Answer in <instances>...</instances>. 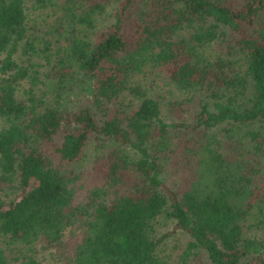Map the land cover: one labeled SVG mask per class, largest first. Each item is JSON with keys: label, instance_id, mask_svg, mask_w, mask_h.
I'll use <instances>...</instances> for the list:
<instances>
[{"label": "trees", "instance_id": "1", "mask_svg": "<svg viewBox=\"0 0 264 264\" xmlns=\"http://www.w3.org/2000/svg\"><path fill=\"white\" fill-rule=\"evenodd\" d=\"M35 4L60 12L52 39L66 32L40 84L20 50L35 46ZM78 23L95 41L74 34ZM146 65L162 70V91L143 80ZM174 134L182 187L167 182ZM90 137L117 145L93 185L75 175L83 166L89 179ZM126 168L134 177L121 187ZM262 168L264 0H0V183L17 189L0 197L1 235L54 242L74 223L64 264H173L160 250L176 228L184 252L202 257L177 264H264ZM0 264L39 263L0 249Z\"/></svg>", "mask_w": 264, "mask_h": 264}, {"label": "rangeland", "instance_id": "2", "mask_svg": "<svg viewBox=\"0 0 264 264\" xmlns=\"http://www.w3.org/2000/svg\"><path fill=\"white\" fill-rule=\"evenodd\" d=\"M40 5H34L31 9V12L28 14L30 18V32L34 33L37 38L34 41L29 43H34L35 46L31 45L30 47L26 44L21 45V52L22 59L25 65H31L28 67L29 74L38 73L37 80H39L38 84L42 81V76L44 72L48 71L51 65H57L58 58L61 55H65L64 45L66 42V32L63 37L53 38L52 39V32L50 29L52 26H55L56 32H61L62 25L61 21L58 19L60 12L55 11L52 12L51 9L47 8H37ZM109 11V7L106 8ZM104 11L94 15L93 23L96 27H103L106 22H108V13ZM78 28L81 27L79 30L74 31L76 35H83L86 37L88 41H92L96 39V30H92L91 25H85L83 23H78L76 25ZM43 38H46L50 41V43L44 42ZM25 56L28 57L24 59ZM160 69V68H159ZM158 74L154 67H150L146 65L144 69V77L143 80L147 81L148 84H157L162 91V86L165 87L166 78L164 74L161 72ZM32 75H30L31 77ZM135 76H140V74H135ZM167 77V76H166ZM138 79V78H137ZM139 80V79H138ZM174 111V110H173ZM172 111V112H173ZM178 114L172 113V117H176L177 119H181L183 115L181 112ZM165 120L166 116L164 115ZM182 138L181 134L173 135V138L168 146L167 155L168 160L166 162L169 165L168 173L166 174L167 182L171 184L173 187H176V184L180 182V187L189 184L190 181L183 180L182 173L183 171L187 172V168H182V145L183 142L179 140ZM108 143L105 140V137H90L87 143V152L89 154L90 163L88 165V178L84 175L80 174V170L85 169V167L81 166L79 168L76 165L77 171L75 172L77 183L79 181L85 182L87 184H94L95 180L100 181V176L98 175V169L101 165L105 157L103 156L104 153H108L111 148H116V142L112 144ZM185 152V151H184ZM193 156V155H192ZM191 161L193 158L191 157ZM196 161H194V164ZM82 164V163H81ZM258 163L254 164V170H256ZM96 167V169H95ZM257 171V170H256ZM125 177L120 182L121 187H126L132 180L131 177H134L132 169L126 168ZM260 173L264 177V168L261 169ZM172 177V178H170ZM254 180V179H253ZM12 182H7L5 184L0 183V197L3 201H7L12 198L16 192V188L12 187ZM173 224L169 223L168 227H172ZM81 231L80 227L76 224H67L61 234L59 235L58 239L54 242L48 240L47 238L43 237L42 235L38 236L37 239L31 240L28 242L13 240L8 237L7 235L0 234V249L4 251L6 254L7 259L10 262H18L23 254H30L33 255L39 264H64L66 262V258L64 256L65 252H71L73 246L78 242L80 237ZM186 235L183 231L176 230V228L172 231L171 234L168 235L165 239V243L161 246L163 250H160L163 256L169 259L173 264H177L180 262L181 258L183 261L186 262H194L197 263L202 260L201 255L197 254V252H189L185 253V249L183 248L184 241L186 239Z\"/></svg>", "mask_w": 264, "mask_h": 264}]
</instances>
